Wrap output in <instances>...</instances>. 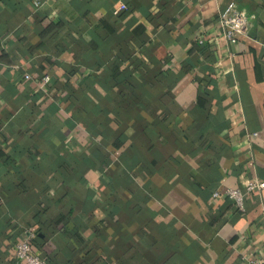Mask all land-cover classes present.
I'll return each mask as SVG.
<instances>
[{
  "label": "crops",
  "instance_id": "0c3cea01",
  "mask_svg": "<svg viewBox=\"0 0 264 264\" xmlns=\"http://www.w3.org/2000/svg\"><path fill=\"white\" fill-rule=\"evenodd\" d=\"M230 3L253 20L236 43ZM251 178L264 0H0V264L28 228L48 264H246L264 188L246 211L213 192Z\"/></svg>",
  "mask_w": 264,
  "mask_h": 264
},
{
  "label": "built area",
  "instance_id": "2783aa9c",
  "mask_svg": "<svg viewBox=\"0 0 264 264\" xmlns=\"http://www.w3.org/2000/svg\"><path fill=\"white\" fill-rule=\"evenodd\" d=\"M127 4L122 2L115 10V13H119L122 10L127 9ZM220 28L221 36L230 43H236L239 40L240 35H245L251 27L253 20L245 11H240L236 8L234 3L228 4L221 12L220 16ZM203 38L200 39L202 43ZM29 78V75L25 76ZM50 74L43 75V81H49ZM245 190L239 187H226L222 189H215L213 196L218 198L224 196L228 199H232L236 209L240 211H246V198L249 193L253 192L257 188H264V181L258 179H249L245 183ZM26 236L20 243L17 244L15 254L21 264H48L46 258L42 255L36 254L32 249V242L36 237V234L32 229H26ZM246 264H264V256H253L248 259Z\"/></svg>",
  "mask_w": 264,
  "mask_h": 264
},
{
  "label": "trees",
  "instance_id": "16d2710c",
  "mask_svg": "<svg viewBox=\"0 0 264 264\" xmlns=\"http://www.w3.org/2000/svg\"><path fill=\"white\" fill-rule=\"evenodd\" d=\"M36 238V237H35Z\"/></svg>",
  "mask_w": 264,
  "mask_h": 264
}]
</instances>
